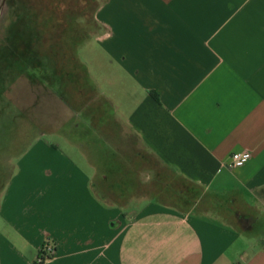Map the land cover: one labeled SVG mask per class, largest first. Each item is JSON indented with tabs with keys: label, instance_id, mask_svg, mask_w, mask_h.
<instances>
[{
	"label": "crops",
	"instance_id": "0c3cea01",
	"mask_svg": "<svg viewBox=\"0 0 264 264\" xmlns=\"http://www.w3.org/2000/svg\"><path fill=\"white\" fill-rule=\"evenodd\" d=\"M95 2L29 80L63 119L6 128L0 264H264V0Z\"/></svg>",
	"mask_w": 264,
	"mask_h": 264
},
{
	"label": "rangeland",
	"instance_id": "374dc122",
	"mask_svg": "<svg viewBox=\"0 0 264 264\" xmlns=\"http://www.w3.org/2000/svg\"><path fill=\"white\" fill-rule=\"evenodd\" d=\"M95 5V0H0V95L6 96H0V194L12 162L34 134L28 124L7 132L14 126L17 105L41 123L63 119L46 98L34 106L38 90L29 82L32 72L47 63L49 48L64 46L65 34L94 30Z\"/></svg>",
	"mask_w": 264,
	"mask_h": 264
},
{
	"label": "built area",
	"instance_id": "2783aa9c",
	"mask_svg": "<svg viewBox=\"0 0 264 264\" xmlns=\"http://www.w3.org/2000/svg\"><path fill=\"white\" fill-rule=\"evenodd\" d=\"M252 159L250 152H240L233 154L231 158L230 166L232 168H241L245 166ZM55 248L51 246L44 247L37 259V264H44L47 260H50L55 256Z\"/></svg>",
	"mask_w": 264,
	"mask_h": 264
},
{
	"label": "flooded vegetation",
	"instance_id": "af4514ba",
	"mask_svg": "<svg viewBox=\"0 0 264 264\" xmlns=\"http://www.w3.org/2000/svg\"><path fill=\"white\" fill-rule=\"evenodd\" d=\"M1 187H2V184H1Z\"/></svg>",
	"mask_w": 264,
	"mask_h": 264
}]
</instances>
